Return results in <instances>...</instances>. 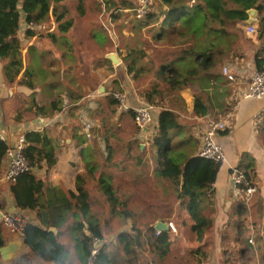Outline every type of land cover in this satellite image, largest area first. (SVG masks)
Wrapping results in <instances>:
<instances>
[{
  "label": "crops",
  "instance_id": "1",
  "mask_svg": "<svg viewBox=\"0 0 264 264\" xmlns=\"http://www.w3.org/2000/svg\"><path fill=\"white\" fill-rule=\"evenodd\" d=\"M80 1L64 0L55 5L51 0L46 19L36 26L25 24L22 14L17 33L23 45L22 68L13 82L5 78L3 61L0 60V135L4 137L7 147L17 135L28 132H40L50 140L49 147L54 151L55 164L47 168L42 160L32 173L42 182L43 190H49L57 205L69 201L74 203L69 192L77 194V177H80L79 184L89 194L91 212L94 213L95 206L101 208L104 205V208L110 209L96 181L104 177L112 185L118 202L122 204L120 207L130 210L136 219L139 218V223L154 226L161 222L166 225V214L170 220H176L175 209H184L182 206L185 205L180 204L170 180L160 176L156 152L151 146L159 109L153 107L152 123L144 130L135 125L131 114L117 110L111 96L114 91L125 93L131 106L145 104V101L122 66L123 54L119 55L111 48L107 37L102 43L97 42L96 32L103 31L108 21H102L101 15L89 21L91 0ZM258 2L264 6V0ZM257 16L255 10V20L246 21L242 36L247 39L240 38L229 57L221 60L216 67V72L220 74L221 68L227 65L233 77L232 81H228L221 75L224 84L219 91L225 89L223 100L227 104V113L221 114L215 107L206 117L191 116L196 90L186 88L180 92L186 113L178 112L179 128L169 133V156L175 159L182 153L185 162L196 157L200 134L207 120L225 123V130L218 134L217 141L226 161L220 165L211 189L198 200L197 215L204 219L208 213L209 229L212 231L209 235L214 243L212 252L202 254L206 257L200 264H229L223 260V252L228 250L223 242H228L231 236L228 233V238L221 236L224 226L229 224L235 225L234 235L243 225L245 228L242 230L247 232L249 240L253 238L254 241L251 240L250 244L243 238L240 242L234 241L233 249L239 256L246 261L248 256V261L255 258L253 264H264V98H243L245 85L256 70L255 56L264 59V40L257 37ZM261 16L264 18V11ZM247 24L254 27V34L246 32ZM26 30L33 31V36H25ZM111 41L114 40L111 38ZM112 44L114 47L115 42ZM111 52L119 59L116 65L105 58ZM21 80L32 83L33 87L18 84ZM100 87L103 88L101 93ZM65 100L72 106L61 112ZM80 107H83V113ZM87 125L89 130L86 131ZM99 129L100 137L93 141L94 132L98 134ZM115 132L120 138L111 139V134ZM171 133L174 135L170 136ZM111 141H116L117 148ZM241 162H253L256 175V193L248 204L237 195L230 182V169ZM5 167L4 158L0 167L1 246L18 239L5 230L1 215L21 212L28 222L37 224L34 210L16 207L10 192L11 185L3 180ZM92 167L93 173L90 171ZM141 210H151L146 214V222L140 221ZM66 212L63 215L70 226V212ZM185 216L191 218L187 212ZM180 223L184 228L185 220ZM177 230L180 232L181 229L178 227ZM56 231L54 228L53 233ZM168 234L170 237L171 232L168 231ZM208 237L201 239L205 241ZM62 238L67 239L64 243L71 251V240L65 228H62L59 240ZM24 247L26 254L9 264H49ZM1 262L4 261L0 257ZM71 264H78L75 257Z\"/></svg>",
  "mask_w": 264,
  "mask_h": 264
},
{
  "label": "trees",
  "instance_id": "2",
  "mask_svg": "<svg viewBox=\"0 0 264 264\" xmlns=\"http://www.w3.org/2000/svg\"><path fill=\"white\" fill-rule=\"evenodd\" d=\"M63 1L54 0V4ZM102 2L109 3L110 0ZM50 3L51 0H0V60L3 61L5 78L10 82L22 68L23 45L17 38L22 14L25 24L36 26L46 19ZM135 8L136 0H120L118 4L111 1L107 10ZM250 9L257 11V37L264 40V18L261 16L264 6L258 0H154L143 17L135 18L136 27L147 28L154 43L167 46L166 52L160 55L157 65L153 60L151 62L147 52L137 48H129L121 59L133 80H140L150 71L153 73L149 87L136 86L137 93L145 103L159 109L151 146L156 152L160 176L170 180L177 199L181 205H185L182 207L194 221L192 229L197 232L210 224L197 215L198 200L214 184L220 163L197 157L187 159L184 163L177 162L168 153L169 133L179 128L178 112L186 113L185 102L180 96V92L186 88L196 90L191 116L206 117L215 107L219 113H227V104L223 100L225 89L219 91L224 84L223 77L216 72V67L229 56L235 43L242 38L248 19L247 11ZM33 34L30 30L25 32V36L31 37ZM258 56H255L254 62L256 70L261 71L264 59ZM145 58L147 62H144ZM18 84L33 87L26 80ZM24 138L27 144L24 155L31 170L16 179L10 186V192L17 208L34 210L36 213L37 224L29 222L22 237L29 252L49 264H71L73 257L78 264H130L141 246L142 238L161 253L165 252L163 248L168 247L169 230L159 231L156 235L157 230L153 225L141 229L135 215L120 207L122 204L118 202L109 180L101 177L96 181L109 203L110 212L131 223L129 230L119 231L115 236L116 247L122 252L120 262H117L116 254H110L106 244H101L89 263L91 239L96 237L102 241L103 232L98 217L91 212L87 190L79 184L80 177H77V194L69 192L74 203L69 201L57 205L49 190H43L42 182L32 173L42 160L47 168L55 164L54 151L49 147L50 140L40 132L25 133ZM6 149L5 141L0 139V167ZM252 163L241 162L237 166L244 177V182L238 185L241 192L247 186L255 185L256 175ZM65 212H70V226L63 215ZM51 227L57 229L56 233L49 231ZM62 228L66 229L70 237L71 251L67 244L59 240Z\"/></svg>",
  "mask_w": 264,
  "mask_h": 264
},
{
  "label": "rangeland",
  "instance_id": "3",
  "mask_svg": "<svg viewBox=\"0 0 264 264\" xmlns=\"http://www.w3.org/2000/svg\"><path fill=\"white\" fill-rule=\"evenodd\" d=\"M111 1L114 4H118L120 0H110L109 3L105 2L103 3L102 0H91V13L88 16V20L91 21L93 17L97 19V15H101L100 18L102 21H105L108 23L106 24L105 28H102L103 31L96 32V39L97 42H103L105 41V37L108 38V42L111 45V48L117 52V54H125L127 53L129 48H137V50L142 49L150 57V60L157 65L160 57L164 52L167 50V46L165 45H158L157 43H154L151 39V34L148 31L147 28L138 29L136 27V19L134 16V13L131 12L132 10H107L109 6H111ZM154 0H150V3ZM101 3V6L100 4ZM99 8V10H98ZM118 11H122L123 13H118ZM116 13V14H115ZM94 14V16H92ZM109 20L111 21V25H109ZM92 26V25H91ZM109 30V31H108ZM254 34V33H253ZM111 38L114 41H111ZM242 39H247L242 36ZM107 40V39H106ZM112 42H115L114 47ZM231 54V53H230ZM229 54V55H230ZM161 55V56H160ZM122 56V57H123ZM121 57V59H122ZM229 57V56H228ZM226 57V59L228 58ZM225 59V58H224ZM223 59V60H224ZM144 62H147V59H144ZM221 63V62H220ZM122 66L124 67L123 63ZM222 66H220L221 68ZM153 78V73L150 71L149 73L143 75L140 80H133L132 77H130L131 81L134 83V87L137 86V88H147L149 87V80ZM152 80V79H151ZM89 130V129H88ZM95 138L93 141H97L100 137V129L98 134H95ZM174 133H171L170 136H173ZM111 139H117L120 138V135H118L116 132L111 134ZM112 145L117 148L118 145H116V141H111ZM175 160L179 163H184L183 154L180 153L177 155ZM159 180H163L162 178ZM156 195H159L155 193ZM94 214L97 215L100 225L102 227L103 232V239L101 241V244H106L108 246V250H110V254H116V260L117 262H120V256L122 255V252L119 248L116 247V241L115 236L116 233L123 230H129L130 224L125 223L121 218H118L114 216L115 214L110 213V209L104 208V205L101 206V208L95 206L93 208ZM151 210H141V218L140 221H147L146 214L150 213ZM139 214V213H138ZM175 216H177L176 220H170L169 217L166 214L165 222L171 221L176 229L178 227L181 229L180 232L173 234H170L169 240H168V247L166 246L165 252L161 253L160 250H157L151 246L150 242L146 241L144 238L141 239V246L137 249L136 254L133 255L131 259L130 264H200L201 261L206 257L205 255H202L203 253L207 254L208 252H212L213 250V240L210 237L209 234L212 233L209 229V225L202 228L200 232H197L196 230L192 229V226L194 225V221L191 218H187L189 216H185L186 212L184 209H175ZM205 214V213H204ZM185 218V219H184ZM169 219V220H167ZM139 223V218L137 219ZM185 220L186 224L184 225V228H181V221ZM205 221H210L208 213L205 214ZM141 229L146 226H150L149 224H142L139 223ZM155 226V225H154ZM234 227L235 225H226L224 226L225 230L221 231V236H227V233L231 236L228 239V242H223V246L227 248V251L223 252V260L226 263L229 264H253L255 261V258L253 260L248 261L250 258L249 256L246 259H243L239 256L237 251L233 249L234 247V241L240 242L243 238L244 241L247 242V240L250 239L249 235H247V232L242 228H245L243 225H241V228L238 230L237 233L234 235ZM147 232V231H146ZM150 234L149 232H147ZM255 235V233H253ZM209 236L207 240L202 241L205 239V236ZM253 235V236H254ZM234 236V239H232ZM247 236V237H246ZM253 241V238L251 239ZM61 242H67L66 238H62ZM254 242V241H253ZM248 244H250L248 242ZM236 248V247H235ZM207 252V253H206ZM257 259H262L260 257H257Z\"/></svg>",
  "mask_w": 264,
  "mask_h": 264
},
{
  "label": "built area",
  "instance_id": "4",
  "mask_svg": "<svg viewBox=\"0 0 264 264\" xmlns=\"http://www.w3.org/2000/svg\"><path fill=\"white\" fill-rule=\"evenodd\" d=\"M101 1V0H100ZM150 5V0H136V8L131 12L134 13L135 18H141L145 15L147 7ZM246 32L253 34L255 32L254 27L247 24ZM220 74L228 81H232L230 69L227 65H224ZM112 99L119 112L125 114H131L135 125L144 130L152 123V110L153 106L149 104H142L139 106H131L127 103V97L125 93L121 91H114L111 94ZM244 99H262L264 98V69L261 71L254 70L250 75L243 92ZM72 106L69 101L65 100L61 109V112L66 111L68 107ZM80 112L83 113V107H80ZM86 131L89 126H85ZM225 130V123L219 120H207L203 131L200 134L199 148L196 157L202 160L216 161L223 164L226 161L225 153L221 145L217 141V136L220 132ZM0 139L4 140V137L0 135ZM26 141L23 134H19L15 137L13 143L7 147L5 152L6 167L3 174V180L12 185L16 182V179L29 172L31 170L29 163L24 155V149L26 148ZM230 182L235 188L237 195L241 196L242 201L248 204L251 197L256 193V186H247L246 189L241 192L238 189V185L244 182V177L241 171L237 167L230 169ZM1 223L5 230L22 240L23 233L26 225L29 223L25 215L21 212L6 213L1 215ZM171 233H177V229L171 222L166 223V230ZM159 233L157 230L156 235ZM251 243V240H248ZM1 246V245H0ZM101 246V240L96 237H92L90 244L89 263L92 262L96 253Z\"/></svg>",
  "mask_w": 264,
  "mask_h": 264
},
{
  "label": "water",
  "instance_id": "5",
  "mask_svg": "<svg viewBox=\"0 0 264 264\" xmlns=\"http://www.w3.org/2000/svg\"><path fill=\"white\" fill-rule=\"evenodd\" d=\"M248 21L255 20V10L250 9L247 11ZM105 58L108 59L112 64L116 65L119 63V59L117 58L114 52L108 53L105 55ZM103 91V88L100 87L99 93ZM155 230L163 231L166 230V225L158 222L154 226ZM49 231L53 233L54 228H49ZM27 252L24 247L23 241L21 239H15L8 242L6 245L0 246V257L4 262H11L21 258Z\"/></svg>",
  "mask_w": 264,
  "mask_h": 264
}]
</instances>
